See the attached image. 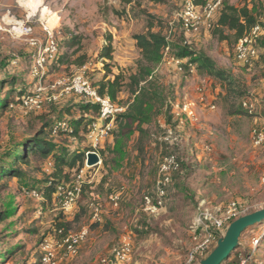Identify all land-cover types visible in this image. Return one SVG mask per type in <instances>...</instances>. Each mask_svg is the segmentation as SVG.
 Listing matches in <instances>:
<instances>
[{"label":"rangeland","instance_id":"374dc122","mask_svg":"<svg viewBox=\"0 0 264 264\" xmlns=\"http://www.w3.org/2000/svg\"><path fill=\"white\" fill-rule=\"evenodd\" d=\"M183 1L136 0L122 5L118 0H0V82H4L0 101L8 98L7 105L0 107V157L6 152L17 153L19 144L30 143L37 133L54 144L48 156L37 153L29 156L28 164L19 162L20 177L0 179V264H40V244L47 237L58 240V227L72 233L86 229L87 233L76 254L68 255L60 248L56 264H97L109 259L113 246L122 240L131 245L132 264H199L217 242H212L203 255L196 252L204 236V232L196 239L192 236L200 208L225 211L235 202L236 218L264 208V143L257 145L253 140L254 129L264 132L259 115H264V0H232L235 6L248 4L258 15L261 59L251 67L238 64L234 43L211 34L213 22L185 29L178 16ZM148 22L153 31L168 37L172 46L150 77L137 85L139 53L132 37L145 32ZM21 25H30V34L41 45L49 33L57 43V59L45 63L41 76L33 72L39 44L33 46L27 35H20ZM108 33L112 36L111 73L122 75L115 101L125 107L124 113L134 103L137 93L133 89L146 88L142 99L156 91L161 100L149 101L153 116L141 125V133L134 120L114 121L110 137L97 148L101 163L85 175L76 203L65 211L61 197L52 195L48 200L42 194L34 197L30 191L35 188L41 193L49 181L52 153L69 155L90 149L81 130L95 114L84 112L81 100L73 93H62L56 101H48L47 96L55 81L84 65L93 82L100 79L104 70L98 54ZM183 47L210 57L228 80L214 76L208 80L186 58L177 69L168 59ZM80 57H84V63L79 65ZM111 77L109 74L107 79ZM39 87L44 88L39 104L22 103ZM59 91L57 87L54 93ZM197 99L205 102L204 109L197 110L195 120L177 127L171 103ZM244 101L254 104L251 109L258 113L256 116L243 112ZM213 102L215 107L211 109L209 104ZM146 103L143 107H148ZM79 119H84L79 132L71 134L68 129ZM62 120L70 126L56 134L50 132L51 126ZM168 126L176 129V138L179 135L177 146H171L174 140L168 144L160 139ZM118 132L126 133V155L118 161L120 167L114 168L110 149ZM172 148L184 159L182 172L168 185L163 206L153 213L145 211L144 195L155 199L157 162ZM73 174L62 177L66 186L73 181ZM117 192L115 205L110 195ZM99 205L101 220L96 221L93 211ZM228 225L218 232L220 236ZM254 238H258L255 246ZM221 264H264V220L242 231L229 259Z\"/></svg>","mask_w":264,"mask_h":264},{"label":"built area","instance_id":"2783aa9c","mask_svg":"<svg viewBox=\"0 0 264 264\" xmlns=\"http://www.w3.org/2000/svg\"><path fill=\"white\" fill-rule=\"evenodd\" d=\"M223 0H206L201 6H196L194 0H184L182 10L178 13L179 19L185 29H197L199 24L208 23L215 9L220 5ZM20 35L24 34L28 36L29 43L33 46L38 45V51L34 58L33 72L41 76L42 68L48 59H51L57 52V43L49 33L46 42L41 45L37 38L33 37L30 33L32 27L30 25H21ZM260 33V25L255 24L250 31L240 38L235 45L236 57L242 61L247 67L252 65L253 58L256 57V49L253 47L254 40ZM169 36V35H168ZM168 40V37H166ZM169 51L168 47H165L163 51V57L166 56ZM164 59V58H163ZM168 62L176 66L178 69L182 68V60L171 56ZM87 67L81 66L69 77L55 81L51 86L52 93L47 96L48 101H56L62 93H73L77 95L82 101L93 102L98 105V116L92 120L88 130L87 138L91 142L92 150L85 153L84 167H82L76 174L69 186L58 185L56 188V197H61V208L65 211L74 206L76 199L79 197L84 178L89 171L95 166H87L86 155L88 152H97V147L101 145L111 132L115 117L125 110L124 106L115 104L107 94H100L96 88L92 85V80L88 76ZM40 69V70H39ZM192 72V69H190ZM59 87V94L54 93L55 89ZM44 88L39 87L35 93L26 97L23 100L25 105L39 104L41 102V91ZM199 98V97H198ZM204 101L197 99L196 101L188 100L184 102H172L171 112L177 117L182 124L185 121H192L197 118V110L204 109ZM198 104V105H197ZM243 106L251 112V104L244 101ZM211 109H214L215 104H209ZM67 123L65 121H59L53 125L51 132L56 134L58 130L67 129ZM174 137V130L171 126H168L163 131V136L160 138L162 141L171 144ZM254 143L259 145L264 143V132L257 129L253 130ZM100 156V155H99ZM101 162V159H100ZM100 163L98 162L97 165ZM158 175L156 178L155 186V199H152L149 195H144V210L151 213L156 212L158 208L162 207L165 200L166 187L171 182V173L179 168V162L176 154L168 152L162 155L157 162ZM261 182L264 183V173L261 177ZM30 194L34 197H39L40 194L37 190L33 189ZM110 199L117 204L118 195H110ZM238 215V207L235 202L228 205L227 209L220 210L216 208L203 207L199 209V214L192 225V236L194 239L200 236V232L204 234L203 240L199 242L196 247V252L203 255L212 242L217 241L215 234L212 231L220 232L222 228L232 218H236ZM93 219L100 220V208L94 207ZM58 235L62 234L61 229L56 231ZM87 233L86 229H82L77 233H68L60 236L58 240L51 237L45 238L40 244V264H56L58 259L59 249H63L66 254L74 255L77 252L79 244L84 239ZM206 236V237H205ZM220 236V235H219ZM205 237V238H204ZM219 238V237H218ZM258 243V238L253 239L254 246ZM111 257L101 259L97 264H129L131 259V245L129 242L122 240L111 251ZM191 259L189 262L192 260Z\"/></svg>","mask_w":264,"mask_h":264},{"label":"trees","instance_id":"16d2710c","mask_svg":"<svg viewBox=\"0 0 264 264\" xmlns=\"http://www.w3.org/2000/svg\"><path fill=\"white\" fill-rule=\"evenodd\" d=\"M118 1L122 5H130L136 0H118ZM149 1L162 2V0H149ZM205 1L206 0H194V4L196 6H201L205 3ZM257 18H258V15L253 11V8H249L248 4L243 3L242 5L235 6L234 4H230L228 0H223L220 3V5L215 9L212 15V18L210 20L211 22H213V25L211 28V34L220 41H226L228 43H234L236 45L237 41L240 38L246 35L255 24H258ZM152 28H153L152 23L148 22L146 26L147 30L145 32L136 33L132 37L134 40L135 47L139 53V59L137 60V75L135 77L136 81H134V83H136L137 85L141 81H146L148 76L150 77V74L152 70L154 69V67L161 61L165 47H168L169 49H171V46H172L170 42L166 39V36L162 35L160 32L153 31ZM259 35L256 37L253 43V47H255L257 54H256V57L253 58L252 60V65H254V63H257L258 59H261V53H260V50L258 49V42H257ZM105 38H106L105 44L101 47V50L99 51V54H98L99 58L103 61L102 63H103L104 73L100 77V79H98L95 82L92 81V85L96 88V90L100 94H107L115 104L121 105L117 103L115 99L117 97V93L120 91V88L122 86V75L120 72L116 74L111 73L110 62L112 60V43H111L112 36L111 34L108 33L105 35ZM57 55H58V52L51 59H48V62H55L57 59ZM175 58L180 59V60H182V58L188 59L187 63L195 65V68L198 71V73L203 74V75L205 74L208 80L212 79L211 76L218 77L219 79H222V80H228L227 77L224 74H222L221 71L216 69L215 62L210 57L206 56L205 54H202V53L197 54L192 49H189L188 47H183L179 50L178 54L175 55ZM235 59L238 62V64L247 66L242 61L237 59L236 52H235ZM83 63H84V57H80L78 64L80 65ZM109 74H112V77L107 79ZM228 82L230 83V81ZM2 87H4V82H0V88ZM145 90H146L145 87H140L136 90L133 89L132 90L133 93H137L136 97L134 98V103L128 108V111L126 113H124L125 112L124 110L122 113L118 114L115 117V121H118L119 123H121L122 120H125L126 122L129 120L136 121L137 123L136 130L140 133L144 131L141 125L143 123H149L153 116V112L150 113V108H152V106L149 104V101L152 98L156 102H160L161 100V94L156 91H151L150 96L147 97V99H146V95H145V98L142 99V96L144 95ZM247 92L249 94V91ZM75 96L78 97L77 95ZM23 100L24 99H22V103H23ZM7 101H8V98L0 101V107L6 106ZM146 101H147L146 106L148 107H143V103ZM81 102H82V105H80V108L84 112H92L95 114L94 115L95 117L89 118L88 119L89 121L83 124L82 130H81V132L84 133L83 137L90 144V149L87 150L89 151V150H92L93 148H92L91 142L87 138V130H88V127L91 121L96 119L98 116V105L93 102H89V101L81 100ZM242 103L243 102H241V106L244 108L243 112H245V110L247 109L243 106ZM256 113L257 112L256 111L253 112V110L251 111V113L245 112V114L255 115V116H256ZM171 116L176 126L178 124L181 125L179 119L175 117L172 112H171ZM83 120L84 119H79V120L74 121L72 123L73 127H70L71 129L69 128L68 131L71 134H74V135L77 134L79 132V128ZM185 122H183L182 125L185 124ZM53 125L51 126V128L53 127ZM124 125L127 126L125 123ZM67 126L69 127L70 125L68 124ZM112 130L107 136V138L110 137ZM173 130H174V137H173L174 142L173 144L171 143L172 144L171 146H177L178 143H176V141L179 140L178 139L179 135L176 138V134L178 133L176 132L175 128H173ZM59 131L60 130H58L57 133ZM50 132H51V129H50ZM125 134L126 133H120V132L115 134V142L110 149L111 153L114 155V165H113L114 168L120 167V163H118V161L122 160L124 156L126 155V151L123 147V139H125V136H126ZM29 142L30 143H27V144L26 143L19 144L21 148L19 147L20 149L17 151V153L13 154V152L11 153L6 152V154L0 157V179L2 177L3 178L4 177H7V178L8 177H11V178L20 177L22 175V171H21V168L18 166L19 162L28 164L29 162L28 158L30 155L39 153L42 157H46L54 149V144L47 141L45 136H43V133H37L33 138L30 139ZM170 152H173L174 154H176L177 160L179 162V168L176 171H173L171 173V182H173L174 176L182 172V167H183L182 162L184 161V159L178 155V152H176L174 148H172ZM85 153L73 152L72 154H69V155L64 152L52 153V157L54 158L53 171H52V174L50 175L49 181H46L44 183L41 193L39 192L40 191L39 189H35V188L33 189L37 190L39 194H42V196L44 195V197L48 200H51L52 195L53 196L55 195L56 197L57 186L60 184L61 185L67 184L65 181L62 180V177L66 176V174H69L70 172H73L74 173L73 178H74L75 174L82 167H84ZM102 162L104 163V161ZM167 188L168 186L165 189L166 190L165 197L167 196V191H168ZM116 194L119 196L118 192ZM95 196L98 197V194H96ZM2 217L3 215H1V218ZM234 219L235 218L230 219L228 223H230ZM59 228L60 227H58V229ZM212 232L215 234L216 239H218L219 235H221V233H218L217 231H212ZM68 233H70V231H62V234L58 235V237L60 238V236L66 235ZM114 247L115 245L113 246V248ZM229 257L227 259H229Z\"/></svg>","mask_w":264,"mask_h":264},{"label":"water","instance_id":"95a60500","mask_svg":"<svg viewBox=\"0 0 264 264\" xmlns=\"http://www.w3.org/2000/svg\"><path fill=\"white\" fill-rule=\"evenodd\" d=\"M100 163V156L96 152H88L86 155L87 166H96ZM264 220V208L252 213L242 215L229 223L223 236H219L216 246L212 251L199 261V264H221L229 257L238 244L239 236L246 228L261 223Z\"/></svg>","mask_w":264,"mask_h":264},{"label":"crops","instance_id":"0c3cea01","mask_svg":"<svg viewBox=\"0 0 264 264\" xmlns=\"http://www.w3.org/2000/svg\"><path fill=\"white\" fill-rule=\"evenodd\" d=\"M229 1V3L230 4H233L232 3V0H228ZM249 67H251V66H249ZM250 93H251V90H248ZM252 94V93H251ZM255 100H256V98H255ZM250 104H251V106L253 107V103L252 102H250ZM219 107V106H218ZM252 111V110H251ZM245 112H249L248 110H245ZM249 113H251V112H249ZM259 115L261 116V119H262V124H264V122H263V120H264V115L262 114V113H259ZM140 166V165H139ZM142 169H143V167H142ZM117 205V204H116ZM99 208H100V220H101V213H102V210H101V206L99 205ZM99 220V221H100ZM121 241V240H120ZM129 264H132V262H131V259H130V262H129Z\"/></svg>","mask_w":264,"mask_h":264},{"label":"bare ground","instance_id":"6f19581e","mask_svg":"<svg viewBox=\"0 0 264 264\" xmlns=\"http://www.w3.org/2000/svg\"><path fill=\"white\" fill-rule=\"evenodd\" d=\"M30 1V0H29ZM39 3V2H38ZM30 4V3H29ZM25 5V4H24ZM36 7V6H35ZM32 8V7H31ZM44 8V7H43ZM33 10H35V9H33Z\"/></svg>","mask_w":264,"mask_h":264}]
</instances>
